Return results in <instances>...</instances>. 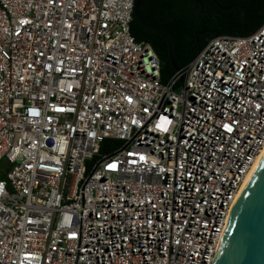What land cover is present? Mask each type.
<instances>
[{
  "label": "built area",
  "instance_id": "2783aa9c",
  "mask_svg": "<svg viewBox=\"0 0 264 264\" xmlns=\"http://www.w3.org/2000/svg\"><path fill=\"white\" fill-rule=\"evenodd\" d=\"M135 2L0 0V264L215 263L264 151V24L163 82Z\"/></svg>",
  "mask_w": 264,
  "mask_h": 264
},
{
  "label": "trees",
  "instance_id": "16d2710c",
  "mask_svg": "<svg viewBox=\"0 0 264 264\" xmlns=\"http://www.w3.org/2000/svg\"><path fill=\"white\" fill-rule=\"evenodd\" d=\"M144 0L141 14L156 28L169 32L174 40L175 60L181 69L193 61L207 44L218 36L246 37L264 24V0ZM132 34L150 43L161 59L162 81L176 72L169 45L159 33L143 28L135 19Z\"/></svg>",
  "mask_w": 264,
  "mask_h": 264
},
{
  "label": "water",
  "instance_id": "95a60500",
  "mask_svg": "<svg viewBox=\"0 0 264 264\" xmlns=\"http://www.w3.org/2000/svg\"><path fill=\"white\" fill-rule=\"evenodd\" d=\"M143 1L136 0L133 6L134 19L146 30L159 33L165 37L169 45L170 60L180 75V81L185 80L187 77L182 74L176 64L172 35L166 30L153 27L144 20L141 14ZM212 1L221 9H229L220 6L217 0ZM261 29L250 38L255 36ZM224 37L227 41L250 39L240 38L239 36ZM195 62V60L192 62V67ZM214 264H264V158L235 204Z\"/></svg>",
  "mask_w": 264,
  "mask_h": 264
},
{
  "label": "bare ground",
  "instance_id": "6f19581e",
  "mask_svg": "<svg viewBox=\"0 0 264 264\" xmlns=\"http://www.w3.org/2000/svg\"><path fill=\"white\" fill-rule=\"evenodd\" d=\"M263 158H264V151H263L262 155L259 157V159L256 161V163H255L254 167L252 168L250 174L248 175L247 179L245 180L244 185H243L242 190H241V194H240V196H239V199H240V197H241V195H242V192H243L244 188H245V187L248 185V183L250 182L252 176L254 175L255 171L257 170V168H258V166H259V164L261 163V161H262Z\"/></svg>",
  "mask_w": 264,
  "mask_h": 264
},
{
  "label": "snow or ice",
  "instance_id": "6c2138e0",
  "mask_svg": "<svg viewBox=\"0 0 264 264\" xmlns=\"http://www.w3.org/2000/svg\"><path fill=\"white\" fill-rule=\"evenodd\" d=\"M168 124H171V121L167 120L166 118H162V124L158 125V127H161L163 131H167L168 129H167L166 125H168ZM228 131H232V128L228 127ZM110 167L115 168L116 165H110Z\"/></svg>",
  "mask_w": 264,
  "mask_h": 264
}]
</instances>
